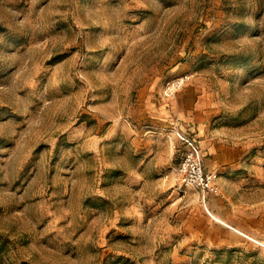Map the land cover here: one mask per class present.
<instances>
[{"label": "rangeland", "instance_id": "obj_1", "mask_svg": "<svg viewBox=\"0 0 264 264\" xmlns=\"http://www.w3.org/2000/svg\"><path fill=\"white\" fill-rule=\"evenodd\" d=\"M0 264H264V0H0Z\"/></svg>", "mask_w": 264, "mask_h": 264}, {"label": "built area", "instance_id": "obj_2", "mask_svg": "<svg viewBox=\"0 0 264 264\" xmlns=\"http://www.w3.org/2000/svg\"><path fill=\"white\" fill-rule=\"evenodd\" d=\"M176 90L175 83L168 85ZM182 146H178L176 176L181 184L190 185L203 191L217 192L219 189L218 173L205 166L200 146L193 136L178 133Z\"/></svg>", "mask_w": 264, "mask_h": 264}]
</instances>
